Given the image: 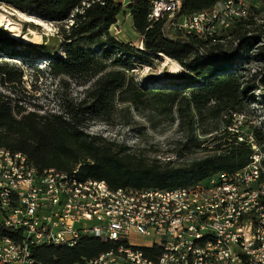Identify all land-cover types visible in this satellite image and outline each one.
Masks as SVG:
<instances>
[{
	"label": "trees",
	"instance_id": "16d2710c",
	"mask_svg": "<svg viewBox=\"0 0 264 264\" xmlns=\"http://www.w3.org/2000/svg\"><path fill=\"white\" fill-rule=\"evenodd\" d=\"M221 1L225 0H180L178 17L209 12ZM247 1L251 5L247 17L223 32L220 43L210 44L180 32L165 37V20L149 19V0H132L126 8L115 0H0V5L55 25L63 49V55L55 56L48 45H23L0 29V57L48 61L47 75L60 87L71 81L85 88L80 100L62 98L59 113L26 112L0 94V149L25 155L38 172L76 171L80 179L104 182L111 190L170 191L219 173L235 174L249 163L252 153L247 141L239 142V134L230 131L233 116L245 113L250 87L242 64L246 52L264 39V26H258L253 15L264 11V0ZM127 11L133 30L141 37V49L110 33ZM161 57L191 75L185 86L147 88L129 75L135 62L148 67ZM0 69L1 77L8 75L5 65ZM148 104L160 114L177 116L183 137L175 143L176 161L150 159L83 132L86 121L106 122L117 105L137 108ZM251 134L264 152V131L255 127ZM198 152L204 157L183 161V155ZM2 237L19 239L0 225ZM118 245L82 236L72 248L40 246L31 248L30 254L36 264H82L116 252ZM142 252L151 260L160 255L158 248H143Z\"/></svg>",
	"mask_w": 264,
	"mask_h": 264
},
{
	"label": "built area",
	"instance_id": "2783aa9c",
	"mask_svg": "<svg viewBox=\"0 0 264 264\" xmlns=\"http://www.w3.org/2000/svg\"><path fill=\"white\" fill-rule=\"evenodd\" d=\"M149 2L165 37L180 32L210 44L251 9L247 0H225L178 17L180 0ZM246 141L252 153L240 171L170 191L111 190L76 171L38 172L25 155L0 149V225L19 235L0 238V264H36L31 248H72L82 236L119 244L82 264H264V152ZM143 248L160 255L151 260Z\"/></svg>",
	"mask_w": 264,
	"mask_h": 264
},
{
	"label": "rangeland",
	"instance_id": "374dc122",
	"mask_svg": "<svg viewBox=\"0 0 264 264\" xmlns=\"http://www.w3.org/2000/svg\"><path fill=\"white\" fill-rule=\"evenodd\" d=\"M132 0H124L123 8ZM14 14L17 12L25 17L34 18L29 13H20L12 7L0 5V9ZM1 11V10H0ZM255 16L256 24L264 26V11ZM123 15L119 18L122 19ZM19 23V36L14 38V34L8 30L12 39L23 45H48L55 51V56L63 55L62 41L57 35L58 29L55 25L46 23L45 27L37 24L19 20L16 16L11 17ZM125 19V18H124ZM129 23L120 21L122 30L117 36L124 35L125 40H130ZM124 30V31H123ZM253 34V33H251ZM23 36L31 39H37L38 43L23 42ZM133 46L141 49L142 45L137 43V37L133 38ZM36 41V42H37ZM259 46H264V39L257 40L248 50L247 59L242 64L244 67L243 75L245 81L248 80L249 91L246 97L245 113L235 115L231 131L238 133L239 137L247 140L252 136L253 128H259L264 131V50L259 51ZM264 48V47H262ZM230 56L229 52H225ZM262 55V56H260ZM170 60V59H169ZM171 61V60H170ZM173 62V61H171ZM175 63V62H173ZM5 65L8 75L0 76V94L8 96L10 102L17 103L26 112L59 113L62 105V98L77 101L83 98L85 88L76 86L71 81H65L66 85L60 87L57 80L47 75L48 61L41 59L9 58L0 57V68ZM166 60L161 57L160 60H153L151 66L134 63V69L129 73L135 82L140 86L152 87H183L187 83L190 74L181 66L183 73L175 76L169 73ZM1 72V69H0ZM19 80L15 84L12 81ZM198 82V81H197ZM84 133L92 137H101L108 141L130 148L132 151L140 152L150 159L160 161L173 160L175 157V143L183 137V131L177 128V116L160 114L149 104L134 108L132 106H115L112 115L106 122L95 119L86 121L83 129ZM204 157L201 152L183 155V161L198 160ZM179 162V161H178ZM133 244H143L144 241L133 238Z\"/></svg>",
	"mask_w": 264,
	"mask_h": 264
},
{
	"label": "bare ground",
	"instance_id": "6f19581e",
	"mask_svg": "<svg viewBox=\"0 0 264 264\" xmlns=\"http://www.w3.org/2000/svg\"><path fill=\"white\" fill-rule=\"evenodd\" d=\"M0 28H3L5 30H8L10 32H12L14 34V38L19 36V23L17 21H14L11 17L12 16H16L19 20L25 21V22H30V23H34L37 24L41 27H45L44 22H42L41 20L36 21L32 18L29 17H25L23 14H19L17 12H14V14H11L9 12H7L4 9H0ZM37 39H31L27 36H23V42L26 43H38ZM164 59L166 60V65L169 69V73L171 75H175L178 76L180 74L183 73L182 69L176 64L171 62L169 59H167L166 57H164Z\"/></svg>",
	"mask_w": 264,
	"mask_h": 264
},
{
	"label": "crops",
	"instance_id": "0c3cea01",
	"mask_svg": "<svg viewBox=\"0 0 264 264\" xmlns=\"http://www.w3.org/2000/svg\"><path fill=\"white\" fill-rule=\"evenodd\" d=\"M123 1L124 0H115V2H117V3L121 4V5L124 4ZM121 20H124V23H129V25H130V29H126V28L124 29L125 31L130 30V33L131 34H128L130 36V38H131L130 40H125L124 39V35L117 36V35H119V33H122V30H117V28H120V21ZM115 30H117V34L115 33ZM110 33H111L112 36H114L120 42H123L125 44H131V45H133V43H132L134 41L133 38L137 37V43H140V45H142V43H141V37L133 30L132 19H131L130 14H129L128 11L126 12V14L123 15L122 19H120L118 17L116 25H114V26H112L110 28Z\"/></svg>",
	"mask_w": 264,
	"mask_h": 264
}]
</instances>
